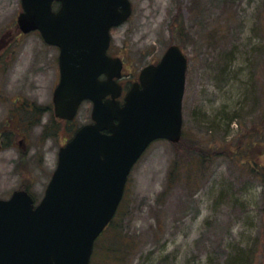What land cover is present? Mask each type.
Here are the masks:
<instances>
[{
	"label": "rangeland",
	"instance_id": "rangeland-1",
	"mask_svg": "<svg viewBox=\"0 0 264 264\" xmlns=\"http://www.w3.org/2000/svg\"><path fill=\"white\" fill-rule=\"evenodd\" d=\"M130 1V18L111 29L110 52L122 58L131 83L171 44L186 54L188 68L182 143L154 141L126 183L118 217H125L119 222L130 240L134 236V250L125 261L229 264L239 252L251 264H264V181L247 170L253 165L223 153L224 143L234 148L240 135L238 119L248 121L252 115L255 120L254 99L263 91L264 0ZM20 11V0H0V130L14 98L48 104L56 80L58 49L36 31L21 33ZM91 107L88 101L81 104L75 129L90 121ZM28 141V153L0 149L1 199L27 187L34 197L43 195L55 168V148L50 145L42 159L34 132ZM196 146L217 154L207 173L195 183L178 180L166 187L174 160L184 159L176 153ZM253 150L263 167L264 141ZM179 169L185 176V166ZM120 263L112 258L107 264Z\"/></svg>",
	"mask_w": 264,
	"mask_h": 264
},
{
	"label": "water",
	"instance_id": "water-1",
	"mask_svg": "<svg viewBox=\"0 0 264 264\" xmlns=\"http://www.w3.org/2000/svg\"><path fill=\"white\" fill-rule=\"evenodd\" d=\"M20 2L18 29L37 30L59 48L56 115L72 119L79 104L90 100L92 123L60 148L38 204L26 190L0 199V264H89L134 164L151 142L181 138L187 56L169 45L157 63L140 70L121 105L122 60L107 49L110 29L131 14L129 0Z\"/></svg>",
	"mask_w": 264,
	"mask_h": 264
},
{
	"label": "trees",
	"instance_id": "trees-1",
	"mask_svg": "<svg viewBox=\"0 0 264 264\" xmlns=\"http://www.w3.org/2000/svg\"><path fill=\"white\" fill-rule=\"evenodd\" d=\"M261 75V87H263V91L260 88L261 92L259 94V97H255L254 99L255 120L253 119L252 115L250 117V120L248 121H246V118L238 119L237 123L240 126V135L237 136L238 139L234 148L233 145L230 147L227 142L224 143L226 144V147L223 153L225 156L236 158L237 162L239 161V163L241 164H244L246 166L253 165L252 169L247 170L255 174V176H257L258 178H262V181H264V165L263 167L259 166L258 162L255 159L256 154L253 150L256 145L264 141V65L261 70ZM233 117H236V115L231 116L228 119L227 127H229L231 121L234 120ZM224 139L225 138H223V140ZM182 140L183 134L180 141L175 144L180 145L182 143ZM190 144L194 146L193 143ZM211 150L212 149L210 148L201 150L196 146L185 148L182 152H177L176 155H178V153H181L183 154L184 159L181 160V163L177 162V159L174 160L175 163H173V167L169 171L167 176L166 187L168 186V184H175L178 180H185L187 182L195 183L196 179L200 178V175H203L205 172L207 173L209 167L213 162V159L217 158L216 152L214 150ZM262 155L264 156V153ZM181 165H184L186 168V175L183 177L179 175V166L181 167ZM255 165H257V168H255ZM124 200L125 191L115 216L105 227V229L98 236L94 243L90 264H97V260H99L98 264H107L112 260V258H114L115 260H121L120 264L128 263V261H125V259L126 257L130 256L131 251L134 250V236H131L132 240H130V237L125 233L122 221L119 222L120 220L125 219V217H122V219L118 217L120 207ZM246 263L251 264L248 260V257L246 255L240 254L239 252L236 253V258L229 262V264Z\"/></svg>",
	"mask_w": 264,
	"mask_h": 264
},
{
	"label": "flooded vegetation",
	"instance_id": "flooded-vegetation-1",
	"mask_svg": "<svg viewBox=\"0 0 264 264\" xmlns=\"http://www.w3.org/2000/svg\"><path fill=\"white\" fill-rule=\"evenodd\" d=\"M108 54L116 56L111 54L110 48L108 50ZM53 61V68L56 72V80L52 85L51 101L48 104H40L35 102L33 99L29 100L24 97L14 98L7 112V116H5L2 129L0 130V149L21 148L22 152L28 153L31 149V146L28 143V137L31 132H34L35 135H37V142L44 150L41 154L42 159L43 155L49 150L50 145L55 148L54 161L56 165L59 149L63 147L74 135L75 118L69 120L59 117L55 113L53 93L59 80L58 55L54 57ZM122 73L123 76L119 79V82L122 85V94L119 97L121 105L123 104V97L131 85V81L127 78V75L124 74V62ZM104 77V75H101L100 78L103 79ZM137 79L138 76L134 81H137ZM90 122H92L91 112L90 121L87 123ZM25 190L30 192L28 187ZM34 200L35 203H37L39 199L34 197Z\"/></svg>",
	"mask_w": 264,
	"mask_h": 264
}]
</instances>
